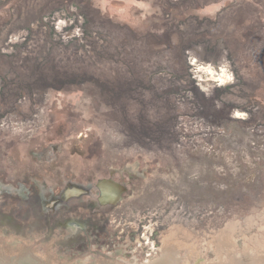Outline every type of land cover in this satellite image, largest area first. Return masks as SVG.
<instances>
[{
	"label": "rangeland",
	"instance_id": "374dc122",
	"mask_svg": "<svg viewBox=\"0 0 264 264\" xmlns=\"http://www.w3.org/2000/svg\"><path fill=\"white\" fill-rule=\"evenodd\" d=\"M28 261L264 264V0H0V264Z\"/></svg>",
	"mask_w": 264,
	"mask_h": 264
},
{
	"label": "flooded vegetation",
	"instance_id": "af4514ba",
	"mask_svg": "<svg viewBox=\"0 0 264 264\" xmlns=\"http://www.w3.org/2000/svg\"><path fill=\"white\" fill-rule=\"evenodd\" d=\"M221 79H222V77L215 78L213 81L218 82L219 85H222V86H224V85H226V84H228L230 82V80H228L226 83L221 84L220 83V80ZM210 80H212V79H210ZM101 189H102V196L105 199H108L109 198L110 201L114 200V199H111L110 196H107V195L104 194L102 186H101ZM109 189H110L108 191L109 194L114 195V196L117 195L116 192L113 189L112 190H111V188H109ZM86 193H87V191L84 190L82 187L77 186L76 184H73V183H69V185L61 192V194L58 197H56V199L53 200V204L52 205L55 206V204H57L59 202H62V201H65L67 199L69 200L71 198H80L81 196L85 195ZM64 224L68 228H70L72 231H74V233L76 231H78V230H80V231H86V229H87L86 222H84V221H77L75 219L65 220L64 221ZM91 240H92L91 238H87L86 239V241L88 242V244L91 243Z\"/></svg>",
	"mask_w": 264,
	"mask_h": 264
},
{
	"label": "bare ground",
	"instance_id": "6f19581e",
	"mask_svg": "<svg viewBox=\"0 0 264 264\" xmlns=\"http://www.w3.org/2000/svg\"><path fill=\"white\" fill-rule=\"evenodd\" d=\"M208 70H209V72L212 73V74L215 73V69H214L213 67H208ZM215 78H216V77H215ZM215 78L212 77L211 79L214 80ZM227 81H228V80H226L225 83H226ZM103 187H104V189H108V188H110L109 186L104 185V184H103ZM28 258H29V257H28ZM29 259L31 260V258H29ZM28 263H29V264H32V261H28Z\"/></svg>",
	"mask_w": 264,
	"mask_h": 264
},
{
	"label": "clouds",
	"instance_id": "9594fccd",
	"mask_svg": "<svg viewBox=\"0 0 264 264\" xmlns=\"http://www.w3.org/2000/svg\"><path fill=\"white\" fill-rule=\"evenodd\" d=\"M221 77H222V79L220 80L221 84L225 83L226 80H230L231 79L230 76L225 75L223 72L221 73Z\"/></svg>",
	"mask_w": 264,
	"mask_h": 264
},
{
	"label": "crops",
	"instance_id": "0c3cea01",
	"mask_svg": "<svg viewBox=\"0 0 264 264\" xmlns=\"http://www.w3.org/2000/svg\"><path fill=\"white\" fill-rule=\"evenodd\" d=\"M102 188H103V192H104L105 195L110 196L111 199H115V198H117L116 196L111 195V194L108 193V191L110 190L109 188H108V189H104L103 185H102ZM114 191H115V190H114ZM115 192H116V191H115Z\"/></svg>",
	"mask_w": 264,
	"mask_h": 264
},
{
	"label": "built area",
	"instance_id": "2783aa9c",
	"mask_svg": "<svg viewBox=\"0 0 264 264\" xmlns=\"http://www.w3.org/2000/svg\"><path fill=\"white\" fill-rule=\"evenodd\" d=\"M218 84V83H217Z\"/></svg>",
	"mask_w": 264,
	"mask_h": 264
}]
</instances>
